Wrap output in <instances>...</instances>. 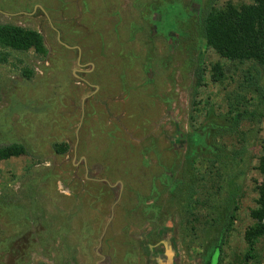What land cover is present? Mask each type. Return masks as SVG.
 <instances>
[{
    "label": "rangeland",
    "instance_id": "obj_1",
    "mask_svg": "<svg viewBox=\"0 0 264 264\" xmlns=\"http://www.w3.org/2000/svg\"><path fill=\"white\" fill-rule=\"evenodd\" d=\"M205 1L0 0V23L37 30L47 49H3L0 144L27 153L0 160V264H210L235 170L207 168L217 144L246 150L218 263L242 264L261 179L264 75L200 37ZM216 62L224 75L213 81ZM244 110L256 114L229 131ZM189 184L199 201L184 211L177 190ZM248 262L264 264V235Z\"/></svg>",
    "mask_w": 264,
    "mask_h": 264
},
{
    "label": "trees",
    "instance_id": "obj_2",
    "mask_svg": "<svg viewBox=\"0 0 264 264\" xmlns=\"http://www.w3.org/2000/svg\"><path fill=\"white\" fill-rule=\"evenodd\" d=\"M216 1L206 0L200 9L198 17L200 37L222 57L240 63L253 61L259 74L258 79L261 74L264 75V0H252L251 3L240 6L227 3L221 9L216 8ZM4 48L20 51L33 49L39 55L47 53L42 35L37 30L9 23H0V63L7 60L8 53L3 51ZM211 69L213 81L223 77L224 68L220 63H214ZM23 74L29 77L31 71L23 70ZM195 75L196 84H201L203 70L197 68ZM256 85L259 104L264 106V89ZM255 114L256 110L249 112L244 110L242 114L231 116L228 130H236L242 119H252ZM245 152L244 147L228 148L225 144H217L208 158L210 163L207 168L211 172L219 174V169L225 165L235 168L234 172L227 177L226 196L222 201L220 213L216 217L219 226L216 234V248L210 264L220 262L226 236L236 219L239 201L243 195V188L238 180L245 173V170L238 165ZM26 153V147L20 142L0 144V160ZM256 169L261 179L255 182L257 198L255 206L250 210L254 223L244 231L247 249L243 255L242 264H251L248 261L255 258L257 240L264 235V141ZM183 186L177 191L182 195L184 211H189L199 199L195 196L196 189L193 185L189 184L186 188Z\"/></svg>",
    "mask_w": 264,
    "mask_h": 264
}]
</instances>
